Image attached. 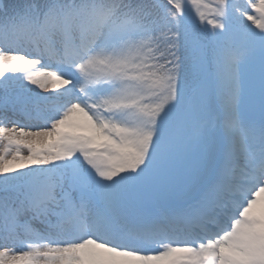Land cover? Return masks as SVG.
<instances>
[{"label": "snow or ice", "instance_id": "1", "mask_svg": "<svg viewBox=\"0 0 264 264\" xmlns=\"http://www.w3.org/2000/svg\"><path fill=\"white\" fill-rule=\"evenodd\" d=\"M0 264H264V0H0Z\"/></svg>", "mask_w": 264, "mask_h": 264}, {"label": "rangeland", "instance_id": "2", "mask_svg": "<svg viewBox=\"0 0 264 264\" xmlns=\"http://www.w3.org/2000/svg\"><path fill=\"white\" fill-rule=\"evenodd\" d=\"M204 2H205V3H207V2H208V0H204Z\"/></svg>", "mask_w": 264, "mask_h": 264}]
</instances>
